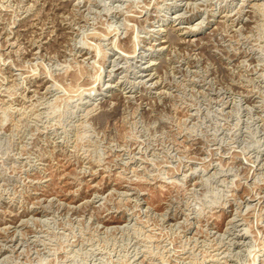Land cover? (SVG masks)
Returning a JSON list of instances; mask_svg holds the SVG:
<instances>
[{
    "label": "rangeland",
    "instance_id": "obj_1",
    "mask_svg": "<svg viewBox=\"0 0 264 264\" xmlns=\"http://www.w3.org/2000/svg\"><path fill=\"white\" fill-rule=\"evenodd\" d=\"M0 264H264V0H0Z\"/></svg>",
    "mask_w": 264,
    "mask_h": 264
}]
</instances>
